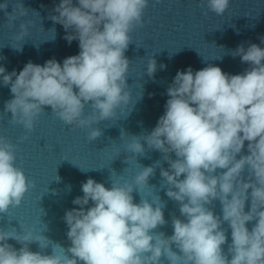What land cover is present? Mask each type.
I'll use <instances>...</instances> for the list:
<instances>
[{"label": "clouds", "instance_id": "1", "mask_svg": "<svg viewBox=\"0 0 264 264\" xmlns=\"http://www.w3.org/2000/svg\"><path fill=\"white\" fill-rule=\"evenodd\" d=\"M149 2L60 0L54 6L56 14L48 18L63 26L69 45L79 42V53L62 63L55 58L43 65L29 61L19 72L0 66V82L12 94L4 112L11 113L10 123L26 130L21 142L28 139L46 106L65 125L86 129L90 142L102 136L93 125L116 117L117 110L123 111L131 101L125 52L133 41L130 33L144 26ZM9 3H0V10L12 27L29 9L16 0L9 13ZM229 5L230 0H206L207 10L217 16ZM31 23L19 24L14 50L22 51L24 42H19ZM51 31L55 33V28ZM260 40L264 44V37ZM230 54L249 67L235 75L214 65L177 71L166 91L164 114L151 132H121L130 137L125 152L131 156L126 162L144 156L146 144L148 151L162 153L168 169L159 160L153 166L140 165L132 181L111 180L110 187L89 177L81 184L83 195L72 201L79 207L66 210L63 217L70 247L52 244L26 229L23 234L0 229V264H264V48L255 43L245 48L242 43ZM156 71L151 56L146 74L154 78ZM86 106L91 108L88 115ZM16 150V144L0 135V215L20 206L35 186L16 167ZM156 167L161 187L167 186V197L178 204L184 218L172 215L170 236L155 231L168 223L160 199L150 202L141 197L135 203L132 195L155 187L148 181ZM215 201L221 205L220 214L214 211ZM250 222H254L251 229ZM225 223L231 230L230 243ZM9 239L22 247L17 250ZM32 242H38L40 249L52 244V254L31 251ZM226 243L227 252L222 247Z\"/></svg>", "mask_w": 264, "mask_h": 264}]
</instances>
